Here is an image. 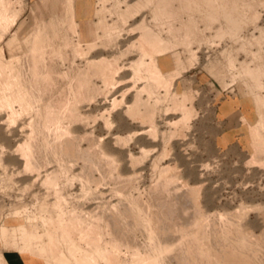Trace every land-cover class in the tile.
<instances>
[{"label":"rangeland","instance_id":"1","mask_svg":"<svg viewBox=\"0 0 264 264\" xmlns=\"http://www.w3.org/2000/svg\"><path fill=\"white\" fill-rule=\"evenodd\" d=\"M5 1L8 7H11L9 12L12 13L10 16H15L13 18L16 21L12 25L6 24L4 25L5 27H0V35L3 36V38L0 36V61L11 62L10 64L13 65L15 70L22 69L23 75H30L25 64L29 60L27 55L34 38L48 39L46 36L49 37L50 34L53 41L51 42L49 39L50 45L57 46V42H59L58 45L62 50L65 47L64 40L69 39L70 44L66 51L68 54L64 55L63 51L62 54L56 57L57 60L55 59L56 61H54V64L56 63L55 68L60 70L57 72L60 75L58 76L56 73L57 77L56 74H54L56 78L53 76L55 79L52 81L54 83L53 86H51L52 83L50 84V89H52L50 90V96H59L66 91L64 89H67L63 94L68 99H72L73 92L72 90L70 91L72 82L79 78L81 71L86 69L85 75H83L87 79L84 76L83 79L86 81L90 78L91 83L89 84V89L87 88L88 90H85L82 96H85V98L79 99L81 101L75 98L71 100L72 102H69L72 105L71 108L79 107L82 109L85 123H76L72 128L75 127L73 128L75 136L91 135H87L90 136L88 139L91 144L87 139L83 141V144L81 143V146L84 150L94 149L93 160H97V157H99L98 160L107 157L106 159L104 158L105 160H100L103 165H105L109 157L115 159V161L110 159L112 162L114 161V164L107 163V166H105L109 169L104 168L105 170L102 164L95 166L87 163L88 166L90 165L88 171L92 173L86 174L83 169L85 167L83 159L76 158L77 161L75 162V159L71 160L70 157L61 159V157L54 156L52 151V153L45 151L46 155L43 152V157L52 161L51 165L46 169L50 172L61 170L62 174H64L60 180L61 182L58 183L59 186L47 185L45 184L46 169H40L35 166L37 158H34L32 166L28 167L26 164L27 158L21 151L22 145L30 141V137L33 140V135L37 134L38 124L35 117L38 107L33 104L32 106L34 107L31 106L26 110L19 103H15L13 110L16 115L13 116H11L12 113L9 110H0V264H7L3 255L4 251L16 252V254L25 258L28 264H56L59 261H68L74 264V258L71 257L69 252L70 243L79 246L83 250L97 254V260L100 264H104L103 256L99 255L101 253L105 254L111 264L132 263L135 259L134 257H136L134 256L135 253L133 254L131 251L133 248L126 246L125 243V246H122L121 241L117 242V247L111 244L110 231L107 228H101L102 235L99 246L91 245L85 239L82 240L79 232L70 223L72 214L74 212L81 214V209H83V212L94 213V215L101 214L96 217H99L98 223L100 225H103L104 216L107 213H119L121 220L127 224L124 229V237L126 236L125 234L129 235L130 244L132 242L131 246L137 242L136 246L139 250L136 248L133 252L137 250V252L143 254L148 249L147 252L149 251V254L152 253L151 255L154 254L156 259L159 260V264H186L187 262L183 263L182 259V263L178 262L180 260L179 253H184V248L186 247L183 248L181 246V248L177 249L180 246L176 245L175 251L171 252L166 249L169 245L165 244V237L161 236L157 225L156 221L161 218L162 213L156 210L159 205L165 202L172 205L176 203L178 221L183 222L190 219L201 221L200 218L202 217L203 221L199 224L200 231H204L203 227L205 226L207 215V218L210 216L209 218L213 222L217 221L218 226L229 224L230 226H228L232 232L236 231L233 232L235 238L232 240L236 246L240 244L244 246L243 240L248 238L249 235V237L254 236V238L260 239L262 243L260 247L262 248L258 247V249L255 246L253 249L248 250L249 256L247 255L246 259L250 261V264H252L253 260H255L253 261L254 263L256 262L255 264H264V153L259 152V154L255 150L256 148H253L256 138L253 137L251 131L256 129L259 134L264 136V90H258L259 87L257 88L254 83L247 79V76L242 71L244 68L240 65L243 61H246L247 64H252L250 65L251 68L256 65H261L264 68V0H246L248 7H250L249 14H251L248 15L250 20L248 18V21L245 19L246 27L243 26V30L241 29L242 33L240 32L241 35L238 34L240 38L238 35L236 36L237 38L234 37L235 41L230 35L216 36L220 23H224L221 16L220 23L218 22L220 25L215 22V26H208V28L206 25L204 26V22L200 21L199 29L201 37H204L205 41L202 38L203 42L200 43L201 38H198L196 43L194 42L196 39H193V43H191V46L193 44V48L191 47L193 50L191 49L190 52L184 51V49H181L182 47L178 49L179 46L175 48L176 38L168 37L167 30L164 29V38H169L168 40L171 43L172 48L170 50H175L170 51L168 49L165 52L158 53L160 56L156 55L157 66L164 78V84L156 86L152 80L137 79L134 76V71L124 70L116 79L118 83L110 88L105 86L97 72L87 69L89 61L102 57H119V65L125 68H129L131 62L138 61L140 53L135 52L138 50L135 48L136 50L134 49V51L128 48L139 38L140 33L138 31L132 33L128 31L134 29V26L137 27L144 20L149 25L151 24V27L158 24L161 25L162 21L151 15L152 9L158 0H151L148 7L139 6L125 27L122 15L128 7L125 4L126 0ZM131 1L137 2L139 0H130L129 2ZM79 2H83L82 6L78 5ZM71 6L74 9L73 20L76 34L74 31L70 32L68 21L63 20L66 15L70 16V11L68 10ZM60 7L63 8H61V11H59ZM49 10L52 13L50 15ZM65 10L68 11L67 14L64 12ZM200 12L199 10H194L192 13L200 19V16L204 15L206 11L203 12L204 14ZM255 14L258 16H255ZM101 15H108L109 17L104 16V18H107H105L107 22L110 25L117 22L119 29L111 35L112 40L109 45L107 44L103 47L99 44L97 51L85 49L93 41V28L91 29V25L98 23ZM58 19H61V21ZM39 24L41 25L39 26ZM121 27H124V29ZM6 29H8L7 32ZM40 32L42 34L44 32V35ZM261 37L263 41H259ZM81 38L85 41L82 45L79 43ZM241 43H243V46ZM80 46L82 47L81 50L83 49L84 51H77ZM242 47L244 48L243 50H241ZM89 52L91 53L90 55ZM126 52H128V55L124 56ZM187 52L189 53L187 54ZM77 54L81 57L77 56ZM47 55L48 53L46 54L48 58L49 55ZM68 55L70 56L67 57ZM190 57H193V59ZM14 59H16V62L12 63ZM187 60H190V62L183 64V61ZM58 61H60V64L57 63ZM191 61L193 64H191ZM148 63L149 61L146 60V64ZM232 64L234 66H231ZM57 66H60V68ZM183 66H185V70L182 69ZM183 70L184 72H182ZM60 76L64 77H62L63 81ZM57 80H59V83ZM79 80L83 82L81 78ZM145 83L149 84L153 97L142 90L143 85H146ZM76 89H78L77 86ZM53 90L55 91L53 92ZM139 91H142L141 94L143 95H141V98L143 101H146L149 97L147 101L150 102L152 108L150 110L153 111L151 121L145 120L146 118L143 117L142 120L139 114L136 116L130 114L129 110L135 103L134 101H136ZM226 92L242 100L243 108L245 109L240 116L243 123L241 126L243 134L236 147H220L212 138L213 105L218 97ZM185 94L188 95L190 100L188 99L184 104L193 113L188 121L182 125L179 124L182 113L174 108L172 96L182 97ZM163 95H165L164 99ZM146 110L143 107V109H140V113H145ZM13 118L16 120L13 121ZM154 123L155 126L153 127ZM260 124L262 125L260 126ZM90 145L95 146L91 147ZM95 147H98L97 149L99 150L97 151ZM95 155L97 156L95 157ZM91 159H89V162H91ZM92 166L95 167L93 168ZM100 166L101 168H99ZM166 168H169L170 171L161 176V171ZM95 169H102L103 173L100 170L95 171ZM82 174L83 177H81ZM93 177L96 181L92 180ZM124 178L128 184H125ZM116 179H119V182L115 181ZM119 185H121L122 189L116 188ZM181 185L199 190V196H197V198L199 197L197 200L199 207L197 206V209L200 208V212H203L202 214L198 212L199 209L196 210L194 198L187 200L189 197L186 194L188 193L187 187L185 188ZM59 193L63 198L61 202L62 208L60 207V209L53 205ZM184 194H186V198ZM108 201L109 204L107 203ZM191 203H194V211ZM139 205L143 208L146 207V209ZM96 208L97 211L99 210L98 212L94 211ZM219 215H225L226 222L221 224ZM199 229L197 230L199 231ZM105 231L108 232L105 233ZM243 233L246 235H242ZM180 236L186 239V235L182 234ZM157 238H159L160 243L156 240ZM163 240L164 242H162ZM108 244L111 245L109 246ZM206 244L205 247L208 246L209 248H207L211 250V257H209L210 260L206 259L205 261L207 262L205 263H218L217 257L222 255L220 254L221 245L217 244L213 248V244L210 241ZM163 245L166 246L164 252ZM213 249L214 251L215 249L217 251L220 250V253L214 252ZM176 252L178 253L176 255H167ZM251 253L253 254L251 255ZM81 255L82 253H78L79 257ZM220 256L219 262L222 263L223 256H221L222 258ZM249 263L247 262V264ZM222 264H226V262Z\"/></svg>","mask_w":264,"mask_h":264},{"label":"bare ground","instance_id":"2","mask_svg":"<svg viewBox=\"0 0 264 264\" xmlns=\"http://www.w3.org/2000/svg\"><path fill=\"white\" fill-rule=\"evenodd\" d=\"M129 1L130 0H126L125 1L126 2L125 4H127L126 6H128V7H127L125 13L122 15V19L124 21V27L128 25L130 19L132 18L133 14L136 12V10L139 8V6L148 7L150 5L149 3L151 2V0H139L137 2H132V1L129 2ZM5 2H6L5 0H0V27L1 28H3L2 26L6 25V24L7 25L8 24L12 25V23L14 24L15 21H16L15 18H13L15 16H12V17L10 16V14L12 13V12L11 13L9 12L11 7L9 8L8 5ZM66 2H67V0H66ZM69 2H70V0H69ZM71 3H72V1H71ZM45 4H47V3H45ZM68 5H71V4H68ZM48 6H49V4H48ZM46 7H47V5H46ZM62 7H60L59 11H61L63 9ZM103 7H104V5H103ZM69 8H68L69 9L68 11H70L69 12L70 16L66 15L63 18V20L64 21H68V24H69L68 28L70 27V32L74 31V33H75L76 32L75 31V22L73 20L74 19L73 18L74 9H72V6L69 7ZM102 9H105V8H102ZM194 10H197V11L199 10V12L201 11L202 13L205 12V11L206 12H205V14L203 13L204 15H201L200 19H199V18H197L194 15V13H192ZM68 11L65 10L64 12H66V14H67ZM249 12H250V7H248V4L246 3V0H158L156 5H155V7L152 9V14L151 15L154 18L160 19L162 21L161 25L158 24V25H155V26L151 27L150 26L151 24L149 25L144 20V21H142V23L140 22V24H138L137 27L134 26L135 27V28L133 27L134 29H132L131 31H128L130 33L135 32V31L136 32L138 31L140 33L139 38L136 39L135 42H133L132 45L128 48L130 50H134L135 48L138 50V51H135L136 49L134 50L135 52H137V53L139 52L140 53V59L138 61L131 62L129 64V68H125L124 66L121 67L119 65V57H112V58L102 57L100 59H94V60L89 61V65H88L89 67L88 68L86 67V68L91 70V71L97 72L99 77L103 80L105 86L108 87V88L113 87V86H115L118 83V81L116 79L119 76V74L122 71H124V70L125 71L126 70L134 71L133 72L134 76L137 79L152 80L153 84L156 85V86L163 85L164 84L163 83L164 82V78L162 77V75L159 72V68L157 66V61H156V55L160 56L158 53L165 52L168 49L170 50V48H172L171 47V43L168 40L169 38H164V35H163L164 34L163 31H165L164 29L167 30L166 33L168 34V37H171V38L174 37V39L176 38L175 39V43H176L175 44V48H176V46H179L178 49H180V47H182L181 49H184V51H189L190 52V50L193 48V44L191 46V43H193L192 42L193 39H196V41L194 40V42H196V43L198 41L197 40L198 38L199 39L201 38V41L199 40L200 43L205 41L204 37H201V32H200V29H199L200 21L204 22L205 23L204 26L206 25L207 28H208V26L214 25L215 22L218 23L220 21V16H221L223 21H224V23H220L219 22L221 25L218 23L220 25L219 26L220 28H218L217 31L215 30L217 32L216 36L223 37L225 35H230L232 38H234L238 34L241 35V33H242L241 29H242L243 26L246 25V23H244V21H245V19L247 20V18L249 17L248 15L251 14V13L249 14ZM13 13H15V12H13ZM50 14H52L51 11L49 12V15ZM104 16H108V15H104ZM104 16L101 15L99 17L98 23H96L94 25H91V29L93 28V30H92L93 41H92L91 44H88L90 48L86 47L85 49L88 48V49H90L92 51H97L99 49V48H97L99 44H101L103 47H105L107 44L109 45V43L112 40L111 39V35L115 31H117L119 29V26H118L117 22H114L113 24L110 25L107 22V20H106L107 18L105 17L106 18L105 19ZM255 16H258V15L255 14ZM110 18H114V17H110ZM58 20L61 21V19H58ZM109 20H111V19H109ZM253 22L256 23L255 21H253ZM42 24H44V23H42ZM40 25L41 24H39V26ZM38 27H36V28L38 29ZM124 27H121V28L124 29ZM41 28H42V26H41ZM43 29H44V26H43ZM7 30L8 29H6V32H7ZM33 31H34V29H33ZM40 33L42 34V32H40ZM167 34H166V36H167ZM204 34H205V32H204ZM42 35H44V32H43ZM73 36H75V35H73ZM1 37L3 38V36H1ZM1 37H0V39H1ZM46 37L48 39H43V38L41 39L39 37L34 38V40H32V42L30 44L31 48L30 49L28 48L29 49V51H28L29 54L27 55V57L29 58V60H28L27 64H25V65H27L26 68L28 69V71H29L28 74H30V75H25V74L23 75V73L21 72L22 69L21 70H15L13 65L10 64L11 62L7 63V62L0 61V110H2V111L3 110H9L12 113L11 116H13V115H16V113L14 114V110H13L15 103H19L20 106L23 109H26V110L28 108H30L33 104H36V106L38 107V110L36 109L37 113H36V117H35V120H37V124H38L37 134L33 135L34 136L33 140H32V137H30L29 138L30 141H27L21 147V149H22L21 151H23L24 156L27 158L26 164H27L28 167H31L32 166V160L34 158H37V162L35 163V166H37L40 169L41 168H44V169L48 168L49 165H51L52 161H49L46 157H43V154L45 153V155H46L45 151H50V152L52 151L54 156H56V157L58 156L59 158L61 157V159L62 158L65 159V157H70L71 160L75 159V162L77 161L76 158L83 159L85 161V167L83 169L85 170L86 174L87 173L89 174V172H91V171H88L89 170L88 168H89L90 165L88 166L87 163H90V164H93L95 166L96 165L98 166V165L102 164L101 161L105 157L102 158V160L100 159L101 161L98 160L99 157H97L98 158L97 160H93L94 159V157H93V155H94V151L93 150L94 149L93 150H90V149L84 150L82 148L81 143L83 144V141L87 140L91 135L90 134H86V136L84 135L85 137L84 136L83 137L75 136V134H74L75 132H74V129H73L75 127L72 128V126H74L76 123L77 124L78 123H85L84 122L85 118H84V115H83V113L81 111L82 109L79 108V107L71 108L72 105L69 102L72 99L74 100L75 98H78V100L79 99H84L85 96L84 97H82V96L84 95L85 90L87 91L89 89V86H90L89 84L91 83V80L89 78V80L84 81L83 76L85 75L84 74L85 70H86L85 69L84 71L80 72V76H79V78H81L83 80V82L80 81L79 78H76L72 82V85L70 87V91L72 90V92H73L72 93V99H68V97L63 94V93H65L67 91V89H64L66 91L62 92V94H60L59 96H54V95L50 96V90H52V89H50L51 88L50 84L52 83L53 79H55L57 77V74H58L57 72L59 70V69L57 70L55 68L56 63L54 64V61L57 60L56 57H58L60 54H62L63 51H64V53H63L64 55L68 54L66 51H67V48H68V46L70 44V41H69V39H65L64 40L65 47L62 50V48L59 47V45H58L59 42H57L58 44L56 43L57 46L56 45H53V46L50 45L49 39L51 40V42H53L52 41V35L49 34V37L48 36H46ZM220 37H218V38H220ZM202 38H203V41H202ZM205 38L207 39V37H205ZM239 38H240V36H239ZM73 41H74V39H73ZM234 41H235V38H234ZM259 41H263L262 37H261V40L259 39ZM84 42L85 41L82 38L79 40L80 45H82ZM242 44L243 43H241V45ZM172 46H173V44H172ZM99 47H100V49H102L101 46H99ZM81 48L82 47L80 46L77 51L78 52L84 51L83 49L81 50ZM178 49H177V51H178ZM243 49L244 48L242 47L241 50H243ZM171 50H174V49H171ZM128 52L130 53V51H128ZM128 52H126V54H124L125 53L124 52L123 53L124 56L125 55L127 56ZM189 52H187V54ZM0 53H1V51H0ZM47 53L49 55L48 58L46 57ZM90 54L91 53L89 52V55ZM69 56L70 55H68L67 57H69ZM77 56H80V55L77 54ZM61 57H63V56H61ZM64 57H66V56H64ZM190 58L193 59V57H190ZM85 59H82V60L86 61ZM254 59H256V58H254ZM60 60H61V58H60ZM65 60H68V59H65ZM87 60H88V58H87ZM146 60L149 61L148 64H146ZM195 60H196V58H195ZM13 62H16V59L12 60V63ZM188 62H190V60H187L185 62L183 61V64L184 63L188 64ZM231 62L233 63L232 59H231ZM235 62L237 63V61H235ZM57 63L60 64V61H58ZM72 64H73V62H72ZM191 64H193L192 61H191ZM74 65H71V66H74ZM240 65L242 66V68H244V70H242V71L247 76V79H249L252 83H254V85L257 88L259 87L258 90L259 89L260 90H264V68L261 65H256L254 68H251L250 65H252V64L250 63V65H249V64L246 63V61H243ZM23 66H24V64H23ZM71 66H69V67H71ZM212 66H215V65H212ZM231 66H234V64H232ZM57 67L60 68V66H57ZM184 67L185 66H183L182 69H184ZM27 69H25V70L27 71ZM73 69H76V68H73ZM184 70L182 72H184ZM54 74H56V77H55ZM59 75L60 74H58V76ZM63 75H64V73H63ZM86 75H88V74H86ZM242 75H244V74H242ZM53 76L55 78H53ZM64 77H65V75H64ZM89 77H91V76H89ZM63 78L61 79L62 81H63ZM85 78L87 79V77H85ZM133 80H134V78H133ZM58 81L59 80H57V82ZM54 82H56V81H54ZM53 84L54 83H52L51 86H53ZM76 86L78 87V89H76ZM143 86L144 87L142 88V90L151 95L152 94V90H151L149 84L147 83L146 85H143ZM108 88H106V89H108ZM54 89H55V86H54ZM54 91L55 90H53V92ZM139 92L140 93L137 94V96H136V101H134L135 103L133 102L134 104L132 105V107L129 110L130 114L132 116H136V115L139 114V116H141V118L143 117V118H146L145 120L148 119V121L149 120L151 121V118H153V111L150 110L152 108L150 106V102L147 101L149 97L147 98L146 101H143L142 98H141V95H143V94H141L142 91H139ZM167 93H168V91H167ZM90 95H92V94H90ZM106 95H107V93H106ZM166 96H167V94H166ZM164 98H165V95H163V99ZM188 99L190 100V98H188V95H186V94L183 95L182 97H178L177 95L172 96L174 108L177 109L178 111H181V113H182V118L179 121V124H182V125L185 124L188 121V119L191 117V114L193 113L191 111V109L189 110L187 108V106H185L186 104H184L185 101H187ZM263 100H264V98H263ZM79 101H81V100H79ZM154 104H156V103H154ZM75 105H76V103H75ZM156 105H155V107H156ZM142 106L147 109L145 113H140V109H143ZM32 107H34V106H32ZM155 107H153V108H155ZM143 111H145V110H143ZM143 118H142V120H143ZM15 120L16 119L13 118V121H15ZM34 124H35V122H34ZM261 125L262 124H260V126ZM150 126L152 127V125H150ZM154 126H155V123H154L153 127ZM251 131L253 133V137L256 138V139L254 138L256 142L254 141L253 145L255 147L253 146V148H256L255 150H257L258 153L259 152L260 153L261 152L264 153V136L259 134L256 129H252ZM87 135H90V136H87ZM87 141L89 142V139ZM93 146H95V145H93ZM93 146H91V147H93ZM95 148H96L97 151L99 150V149H97L98 147H95ZM254 152H256V151H254ZM95 154H97V153H95ZM256 155H258V154L256 153ZM96 156L97 155H95V157ZM104 156H105V154H104ZM91 157H93V158L91 159ZM89 159H91L92 163L89 162ZM110 159L115 161V159L109 157L108 160H110ZM108 160L106 161L105 165L107 163L110 164V163L114 162V161L112 162V160H110V161H108ZM259 161H257V162H259ZM263 162H264V160H263ZM103 163H104V161H103ZM105 165L102 166L103 169L104 168H108V167H106L107 165L106 166ZM95 166H92V167L94 168ZM108 166H111V165H108ZM111 167H113V166H111ZM93 168H92V170H94ZM99 168H101V166ZM108 169H106V170H108ZM96 170H100V169H95V171ZM95 171H93V172H95ZM100 171L102 172V169ZM169 171H170L169 168H166V169L161 171L162 174H160V175L162 176L164 174H167ZM45 173H46L45 174V184L50 185V186H56V187H57V185L59 186L58 183L61 182L60 180L63 178V175H64V174H62L61 170H53V171L50 172V171H48L46 169ZM85 173H83V174H85ZM83 174H82L81 177H83ZM90 176H92V175H90ZM111 177H109V178L111 179ZM159 178H162V177H159ZM171 179H175V178H171ZM92 180H95L94 177H93ZM118 180L116 179L115 181H118ZM124 180H125V178H124ZM120 182H121V180H120ZM125 184H128V183H126V180H125ZM121 185H122V183H121ZM121 185H119V187L116 186V188L122 189ZM183 186L185 188L187 187L186 185H183ZM124 187H126V186H124ZM186 189L188 191V193H186V194L190 197V198L188 197L187 200L189 201V199L194 198L193 200L195 202L196 210L199 209L198 212H200V208L197 209V206L199 207V203L197 202V200L199 198V197L197 198V196H199V194H198L199 190H196V189H193V188H188V187ZM122 192H120V193H122ZM186 194H184L185 198H186ZM60 195L61 194L59 193L58 196H56L57 199H56L55 203L53 204L56 208H59V209L61 207V202L63 201V198L61 197L62 195L61 196ZM191 200H190V202H191ZM130 201H131V199H130ZM183 202H185V201H183ZM107 203L109 204V201ZM160 203H161V201H160ZM140 204H142V203H140ZM191 204H192L191 206L193 208L194 203H191ZM175 205H176V203L174 205H172L170 203H166L165 202V203L159 205L158 209L156 208L157 210L156 209H154V210H156L157 212L159 211V213L160 212L162 213L161 218L157 219L156 222H157V225H158V227L160 229L161 236L163 235V238L165 237V244L169 245V246H167L168 248L163 245L164 246L163 247L164 248L163 252L165 250V247H166V249L170 250V252L173 251L174 248L177 247L178 245L180 247H177V249L181 248V246H183V248L186 247V248H184L185 249L184 253L180 252L181 254L183 253L182 255L179 253V251H177L179 253V255H180V257H179L180 260L179 261L177 260L179 263H182L181 262V259H182L183 263L187 262L186 264H211L212 262L211 263H205V262H207L205 260L209 259V257H211L210 256L211 255V250L208 249L209 248L208 246H207L208 248L205 247V244L207 242L209 243V241L211 242V244H213V248H215L214 246H216L217 244L221 245V247L219 246L220 250H221V253L219 252L220 250L217 251L215 249V251H214V249H213V251L214 252H219L220 254H222L221 255V256H223L222 263L226 262V264H227V262H229V264L230 263L231 264H247V262L248 263L250 262V261H247V259H246L247 255H248V250H251V248L253 249V247H255V246H256V248L262 246V243H261L260 239L254 238V236L253 237H249L250 235L248 236V238H244L243 237L245 239V240H243L244 241V246H242L241 244L236 246V244H234L233 241H232V240H234L233 238H235L233 232H236V231L232 232V230L229 228V226H230L229 224H227V225L225 224L224 226H222V225L218 226L217 225L218 223H216L217 221L213 222L209 218L210 216L207 218L208 215L206 216V219H205V224H204L205 226L203 227L204 231H202V230L200 231L201 228L199 229V227H200L199 224H201L202 221H203L202 217L201 218L199 217L201 219V221L192 220V219H190V220L186 219L187 221H183V222L178 221V218L176 217L178 209H177V207ZM139 206H141V205H139ZM143 209H146V207L143 208ZM81 210H82V212H80L81 214H77V213L74 212L72 214V216H71V219H70V217H69V219H70L71 226L76 228V230L81 235L82 240L85 239L86 242L88 241L91 245L99 246V241L101 240V235H102L101 228L104 227V228H107L108 231H110V235L109 234H106V235H109L111 237L110 238L111 239V241H110L111 244H113V245H115L117 247V242L121 241L122 244H123V245L121 244L122 246H125V244H126V246L128 245V247L133 248L132 250L130 248V250L132 251L133 254L135 253L134 256H136V257L133 256L135 259L132 261V263L130 262L129 264H159L158 263L159 260L156 259V256H154V254L151 255L152 254L151 252H150L151 254H149L148 253L149 251L147 252L148 249L147 250L144 249L145 253L143 252V254H141L140 252H137V250L135 252H133L134 249L138 248L136 246L137 242L134 241L135 243L131 246L132 242L130 244L129 241H131V239L129 240V237H128L129 235L125 234L127 237L126 236L124 237V229L126 228L127 224L121 220L119 213H117V212L107 213L104 216L105 220H104V223H102L103 225H100L98 223V218L99 217L98 218H96V217L101 215V214L98 213L99 215L98 214L94 215V213L93 214L92 213H87V212H83V209H81ZM126 210H128L127 207H126ZM94 211H97V208ZM94 211H91V212H94ZM147 211H149V210H147ZM193 211H194V208H193ZM97 212H95V213H97ZM128 212H129V210H128ZM157 215H158V213H157ZM218 217H219V221H220L221 224L226 222L225 215H219ZM140 218H141V216H140ZM194 218H196V217H194ZM157 225H155V226H157ZM71 226H70V228H71ZM201 226H203V225H201ZM157 228H155V229H157ZM145 229H146V227H145ZM159 229H158V231H159ZM197 229H199V231ZM108 231H105V233L108 232ZM182 234L186 235L185 236L186 239H184V238H182L180 236ZM133 235H132V237H134ZM237 235H238V233H237ZM242 235H246V234L243 233ZM158 236H160V235H158ZM178 236H179V238H177ZM42 239H43V237H42ZM158 239L159 238H157L156 240H158ZM243 241H242V243H243ZM151 242H149V243H151ZM158 242H159V240H158ZM162 242H164V240ZM106 243H109V242H106ZM152 243H154V242H152ZM235 243H239V242H235ZM111 244H108V245L110 246ZM182 244H185L186 246L182 245ZM106 247H108V246H106ZM248 247H250V248H248ZM216 248L218 249V247H216ZM260 248H262V247H260ZM211 249H212V245H211ZM114 250H115V247H114ZM138 250H139V248H138ZM156 250H155V253H156ZM181 250H183V249H181ZM111 251H113V250H111ZM69 252H70L71 257L74 258V261H75L74 264H100V263H98V260H97L98 259L97 254H94V253H91L89 251L83 250L79 246H77V245H75L73 243L69 244ZM116 252H118V251H116ZM177 252L176 253H172V254H167V255L168 256L169 255L171 256L173 254L176 255V254H178ZM78 253H82V255L79 257ZM104 253H106V252H104ZM21 254H23V253H21ZM102 254L103 253H101L99 255L103 256L102 259L104 261V264H111V262L108 261L107 257L105 256V254H103V255ZM252 254L253 253H251V255ZM108 255H110V254L108 253ZM179 255H177V256H179ZM168 256H167V258H168ZM219 256L217 257L218 263H221V262H219L220 261L219 260ZM133 257H132V259H133ZM213 257H214V255H213ZM215 258H216V256H215ZM248 258H250V257H248ZM250 259H248V260H250ZM214 261H216V260H214ZM253 261H255V260H253ZM253 261L251 263L255 264L256 262L254 263ZM208 262H210V261H208ZM69 263L70 262H68V261H59L56 264H69Z\"/></svg>","mask_w":264,"mask_h":264},{"label":"crops","instance_id":"3","mask_svg":"<svg viewBox=\"0 0 264 264\" xmlns=\"http://www.w3.org/2000/svg\"><path fill=\"white\" fill-rule=\"evenodd\" d=\"M82 4L83 2L78 3L79 6ZM244 111L242 100L228 92L215 101L211 131L212 138L220 147H236L239 143L243 134L240 116ZM3 255L7 264H28L25 258L14 251H4Z\"/></svg>","mask_w":264,"mask_h":264}]
</instances>
